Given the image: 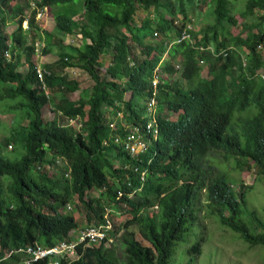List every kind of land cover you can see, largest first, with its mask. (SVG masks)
Wrapping results in <instances>:
<instances>
[{
	"label": "trees",
	"instance_id": "16d2710c",
	"mask_svg": "<svg viewBox=\"0 0 264 264\" xmlns=\"http://www.w3.org/2000/svg\"><path fill=\"white\" fill-rule=\"evenodd\" d=\"M33 1L24 30L19 0H0V105L13 119L0 140V264H22L18 249L71 242L79 224L70 204L85 211L83 229L109 212L123 220L59 264H197L205 217L264 250V218L246 205L253 186L236 194L209 159H234L233 169L253 168L264 182V0ZM45 10L56 32L84 45L43 30L36 18ZM37 41L40 56H57L38 67L42 82ZM66 69L92 81L77 99ZM47 105L76 125L44 120ZM136 138L137 154L126 149ZM17 144L20 158L2 155Z\"/></svg>",
	"mask_w": 264,
	"mask_h": 264
},
{
	"label": "rangeland",
	"instance_id": "374dc122",
	"mask_svg": "<svg viewBox=\"0 0 264 264\" xmlns=\"http://www.w3.org/2000/svg\"><path fill=\"white\" fill-rule=\"evenodd\" d=\"M34 1L33 0H19V4L22 6L24 10V21L22 27L24 30L27 29V19L32 14L34 10ZM50 13L45 10L43 13L37 15V21H42V24L39 26L43 27V30H50L53 32L59 39L63 41L65 45H72L76 47H82L86 41L82 39L80 35L78 36H63L55 31V27L53 21L51 19ZM136 20L139 19L136 17ZM197 24L194 28H198ZM16 29V25L11 23L5 28V33L10 35ZM234 33H237L234 31ZM28 40L30 41V35L28 36ZM37 51L35 55H33V64L36 67L42 69L44 65L53 64L57 61L56 55H46L40 56V50L43 47L42 42L37 41ZM262 51V50H261ZM264 52V50L262 51ZM166 57V56H164ZM10 58V57H8ZM101 60L105 66L109 64V57L103 56ZM21 66L18 68V71L21 73L27 72V67L24 65V56L21 55ZM65 74L70 81H76L79 83V89L72 96L73 99H77L80 92L82 90L87 91L92 86V81L88 77L87 74L78 70V69H66ZM5 107L0 105V140H3L6 136L9 135L11 125H12V115L9 113L3 112ZM42 116L44 120H57L61 126H75V122L69 121L68 119L62 117L59 114H56L51 109V106L47 105L42 109ZM135 151L137 154L143 148V144L138 142H134ZM10 147L7 149H3L2 155L8 159H18L23 155L24 150L22 147L17 144L15 145L14 150H10ZM209 159H212V165L217 166L222 172L228 175L230 180L234 182V191L236 194L240 190L245 188L246 192H249L250 189H247L249 186H253V191L251 194H248V198L246 199V205L250 210H254L259 213L260 216L264 218V182L256 179V174L253 168H246L242 171L237 169H233L232 165H234V159H230L229 162L223 160V156L216 154V156L211 155ZM91 196H94L95 193H88ZM250 196V197H249ZM70 210L67 209L66 213H73L76 220L78 221L79 227L76 232L72 234V238H75L79 232L86 227L85 221V211L81 207H77L73 204L68 205ZM108 216L111 218V222L113 226L119 225L123 216L119 214H114L113 212H109ZM121 225V224H120ZM202 225L204 227V233L206 236V244L203 248V254L201 257L197 258V264H264V250L261 248H249L245 246L240 240L235 239V236L222 228L218 222L214 218L205 217L202 220ZM132 230L135 232V238L141 242L143 245H149L146 241H144L139 235L136 228L132 227ZM112 245L117 248V252L119 254L122 253L121 243L118 239L113 238L111 241ZM76 258V255L75 257Z\"/></svg>",
	"mask_w": 264,
	"mask_h": 264
},
{
	"label": "built area",
	"instance_id": "2783aa9c",
	"mask_svg": "<svg viewBox=\"0 0 264 264\" xmlns=\"http://www.w3.org/2000/svg\"><path fill=\"white\" fill-rule=\"evenodd\" d=\"M9 57V53L6 54V58ZM36 75L40 82L43 81V72L37 67ZM264 79V76L262 77ZM131 140H127L126 149H131V152L135 151L134 145H130ZM105 222L98 226L88 227L79 232L76 239L67 243L61 241L54 247L44 248L41 245L35 244L23 249H18L14 253H24L27 258L22 264H33L43 259H50V264H59V260L64 257H75V245L80 243L86 244H98L108 237L109 231L112 229V223L105 217Z\"/></svg>",
	"mask_w": 264,
	"mask_h": 264
},
{
	"label": "clouds",
	"instance_id": "9594fccd",
	"mask_svg": "<svg viewBox=\"0 0 264 264\" xmlns=\"http://www.w3.org/2000/svg\"><path fill=\"white\" fill-rule=\"evenodd\" d=\"M263 76H264V74L261 76V78H262ZM262 80H264V79L262 78ZM136 139H138V138H136ZM67 209L70 210V207L68 206ZM108 214H109V213H108ZM105 217H107V218L109 219L108 215H106ZM109 220H110V222H111V219H109ZM105 221H106V220H105ZM111 223H112V222H111ZM99 225H100V224H99ZM93 226H98V225H93ZM93 226H91V227H93ZM87 228H88V227H87ZM73 233H74V232H72V233L70 234V236H71V240H72V241H74V240L76 239V237H75V238H72V234H73ZM72 241H71V242H72Z\"/></svg>",
	"mask_w": 264,
	"mask_h": 264
}]
</instances>
